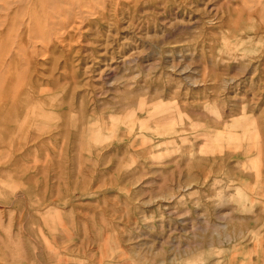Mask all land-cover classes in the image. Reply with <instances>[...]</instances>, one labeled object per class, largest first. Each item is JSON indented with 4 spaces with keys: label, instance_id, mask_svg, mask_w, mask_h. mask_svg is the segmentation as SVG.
<instances>
[{
    "label": "rangeland",
    "instance_id": "1",
    "mask_svg": "<svg viewBox=\"0 0 264 264\" xmlns=\"http://www.w3.org/2000/svg\"><path fill=\"white\" fill-rule=\"evenodd\" d=\"M97 1L0 12V264H264V0Z\"/></svg>",
    "mask_w": 264,
    "mask_h": 264
},
{
    "label": "bare ground",
    "instance_id": "2",
    "mask_svg": "<svg viewBox=\"0 0 264 264\" xmlns=\"http://www.w3.org/2000/svg\"><path fill=\"white\" fill-rule=\"evenodd\" d=\"M4 0H0V4L3 2ZM6 1V4H3V5H0V10H3V8H9V4H14L15 6V10H14V12L15 13H17V12H19V11H21V10H23L24 12L26 11V14H28L29 15V19H30V23L31 24H29V25H31L33 28H34V30H38V31H40V30H45V31H47L48 29H50V21H51V15H52V12H59L60 10H62V9H64V11H66V13H67V15H68V17L63 21V25H62V27L63 28H65L68 24H69V22L71 21V19L73 18V16L75 15V12H76V10H80L81 9V6L83 5V3L86 1V0H5ZM93 1V3L92 4H97L98 3V1L97 0H92ZM243 1V0H242ZM248 1V0H247ZM245 3H247L246 1H244ZM249 2V1H248ZM259 2V0L256 2V3H258ZM263 2V1H262ZM87 3H88V1H87ZM106 3V2H105ZM109 3V2H108ZM250 3V2H249ZM89 4V3H88ZM103 4V3H102ZM250 4H252V2L250 3ZM262 4H264V3H262ZM249 5V4H248ZM8 6V7H7ZM13 6V5H12ZM84 7H86L85 5H83ZM239 6V5H238ZM83 7V8H84ZM88 7V6H87ZM86 7V8H87ZM89 8V7H88ZM99 8V7H98ZM10 9V8H9ZM11 10V9H10ZM96 10V9H95ZM12 11V10H11ZM22 11V13L21 14H23V15H21L22 17L25 15L24 14V12ZM81 11V10H80ZM86 11H87V9H86ZM227 11H228V9H227ZM1 13L2 12H4V10L3 11H0ZM10 12V11H9ZM83 12H85V11H83ZM97 12V11H96ZM99 12V11H98ZM255 12V11H254ZM0 13V14H1ZM8 12L6 11V14H7ZM12 13V12H11ZM3 14V13H2ZM55 14H57V13H55ZM59 14V13H58ZM64 15H65V13H63ZM79 14H81L80 12H79ZM83 14V13H82ZM81 14V15H82ZM99 14V13H98ZM248 14V13H247ZM8 15V14H7ZM13 15V13L11 14V16ZM54 15V14H53ZM61 15V14H60ZM84 15V14H83ZM237 15V14H236ZM15 15H13V17H14ZM3 17V20H4V16H2ZM17 17H18V15H17ZM38 17V18H37ZM58 16L56 15V18H57ZM60 17V16H59ZM63 17V16H62ZM87 17V16H86ZM21 18V17H20ZM54 18V17H53ZM230 18V17H229ZM233 18V17H232ZM12 19V18H11ZM15 19H16V17H15ZM18 19V18H17ZM80 19H81V17H80ZM76 20V19H75ZM83 20V19H82ZM82 20H81V22H82ZM234 20V19H233ZM245 20H247V19H245ZM250 20H251V18H250ZM2 21V20H1ZM14 21V20H13ZM57 21H59V20H57ZM80 21V20H79ZM252 21V20H251ZM16 22H18V21H16ZM23 23V21H20V23ZM25 22V21H24ZM28 22V21H27ZM77 22V21H76ZM75 22V23H76ZM80 22V23H81ZM1 23V22H0ZM4 23V22H3ZM11 23H13V22H11ZM84 23V22H83ZM237 23V22H236ZM249 24H250V22H248ZM252 23V22H251ZM6 24V23H5ZM7 24H8V22H7ZM28 24V23H27ZM53 24V23H52ZM51 24V25H52ZM55 24H56V22H55ZM248 24V25H249ZM4 25V24H3ZM9 25V24H8ZM22 24H20V26H21ZM57 25V24H56ZM70 25H71V23H70ZM73 25V27H75L74 25L75 24H72ZM79 25V24H78ZM246 25V24H245ZM4 26H6V25H4ZM15 26V25H14ZM18 26V25H17ZM57 26H59V25H57ZM56 26V27H57ZM1 27V26H0ZM13 27V26H12ZM52 27V26H51ZM72 27V26H71ZM70 27V28H71ZM256 27V26H255ZM254 27V28H255ZM258 27V26H257ZM5 28V27H4ZM25 28L26 27H24L23 29L25 30ZM31 28V27H30ZM59 28H61V27H59ZM63 28H61L62 30H63ZM7 29V28H6ZM14 29V28H13ZM18 29H19V27H18ZM20 29H21V27H20ZM57 29V28H56ZM33 30V31H34ZM53 30V29H52ZM255 30V29H254ZM257 30V29H256ZM13 31H15V30H13ZM12 31V32H13ZM29 31V30H28ZM58 31H59V29H58ZM67 31V30H66ZM4 32H6V31H4ZM20 32V31H19ZM24 32H26V31H24ZM35 32V31H34ZM48 32H50V31H48ZM61 32H63V31H61ZM61 32H59L61 35H63L64 33H61ZM254 32H256V31H254ZM11 33V32H10ZM15 32H13L12 34H14ZM51 34H52V32H50ZM21 34V33H20ZM39 34V33H38ZM13 36V35H12ZM18 37H20L19 36V34L17 35ZM16 35H15V37H17ZM24 36V35H23ZM55 36H57V34L55 35ZM59 36V35H58ZM248 36V35H247ZM249 36H251V35H249ZM253 36V35H252ZM43 37H44V35H43ZM49 37V36H48ZM245 37V36H244ZM254 37V36H253ZM36 38V37H35ZM234 38V37H233ZM238 38H240V37H238ZM30 39V38H29ZM48 39V38H47ZM53 39V38H52ZM248 39V38H247ZM26 40V39H25ZM31 40V39H30ZM42 40V39H41ZM240 40H242V38H240ZM9 41V40H8ZM18 41H19V39H18ZM61 41V40H60ZM237 41V40H236ZM10 42V41H9ZM23 42V41H22ZM32 42H33V38H32ZM47 42H49V41H47ZM63 42V41H62ZM7 43V42H6ZM225 43H226V41H225ZM30 44H31V41H30ZM33 44V43H32ZM234 44V43H233ZM2 45V44H1ZM0 45V46H1ZM6 45V44H5ZM18 45V44H17ZM24 45H25V43H24ZM34 45V44H33ZM19 46V45H18ZM25 47V46H24ZM16 48V47H15ZM22 49V48H21ZM19 50V49H18ZM17 50V52H19ZM22 50H24V49H22ZM21 51V50H20ZM33 51V50H32ZM12 53V52H11ZM14 53V52H13ZM39 53V52H38ZM20 54V53H19ZM21 55V54H20ZM16 57V56H15ZM21 57V56H20ZM8 60V59H7ZM26 60V59H25ZM13 63V62H12ZM11 64V63H10ZM14 64V63H13ZM13 64L11 65V66H13ZM22 65V64H21ZM17 67V66H16ZM28 67V66H27ZM25 68H26V66H25ZM10 70V69H9ZM7 73V72H6ZM19 73V72H18ZM2 75H3V73H2ZM17 75V74H16ZM20 82V81H19ZM16 84V83H15ZM34 88V87H33ZM3 94V93H2ZM44 94V93H43ZM42 95V94H41ZM15 97V96H14ZM41 98V97H40ZM45 98V97H44ZM37 99V98H36ZM38 105V104H37ZM28 109V108H27ZM29 111V110H28ZM26 113H28L27 111H26ZM24 114V113H23ZM25 116H26V114H25ZM22 121H23V119H21ZM240 146V145H239ZM238 150H239V148H238ZM250 151V150H249Z\"/></svg>",
    "mask_w": 264,
    "mask_h": 264
}]
</instances>
